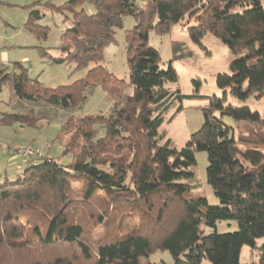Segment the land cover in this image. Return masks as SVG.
<instances>
[{"label": "trees", "instance_id": "16d2710c", "mask_svg": "<svg viewBox=\"0 0 264 264\" xmlns=\"http://www.w3.org/2000/svg\"><path fill=\"white\" fill-rule=\"evenodd\" d=\"M85 4H92L95 12L89 14ZM38 7L31 10L25 29L46 40L50 28L38 24L45 16ZM52 7L70 12L71 26L62 36L60 55L53 58L43 52L42 56L55 65L96 66L71 84L49 88L34 79L23 62L0 65V92L9 84L18 103L74 113L101 86L112 106L106 114H72L62 124L60 135L68 141L61 157H70L69 163L45 153L22 157L23 163L13 166L17 170L27 164L15 181L0 184V249L18 250L23 244L22 250L29 253L28 249L68 244L93 264H167L150 262L153 252L166 250L173 264H242V249L249 246L260 251L258 264H264V243H257L264 238V148L250 145L242 150L233 127L224 122V117H231L264 123L259 112L228 103L226 92L243 101L254 94L264 96V0H70ZM129 16L136 24L127 34L130 77L126 82L101 63ZM187 21L195 22L187 26L192 42L202 45L211 34L238 57L229 73L216 77L225 90L222 97L184 95L180 89L166 87L179 81L173 63L183 58L181 45H173L174 58L162 68L160 53L147 43L149 33L164 35ZM195 84L198 92L200 84ZM126 89H132V94L127 95ZM194 98L209 100L202 110L204 123L190 144L178 149L170 139L163 140L160 129L174 105L179 104V114L184 100ZM45 119L53 121L12 112L0 116V125L38 127ZM198 151L207 153V182L218 205H209L202 196L188 197L191 188L184 181L194 179ZM77 180L81 183L75 187ZM176 201L181 212L173 217ZM79 208L86 209L99 228H107L101 240L94 241V248L84 221L73 213ZM124 208L133 210L131 215L140 212L142 222L119 223L118 229L126 232L113 237L108 230L111 219ZM29 215L33 218H22ZM40 221L43 231L38 230ZM220 221L236 222L238 230L204 233ZM29 229H35L34 242L28 239ZM28 264L73 263L60 257L33 258Z\"/></svg>", "mask_w": 264, "mask_h": 264}, {"label": "rangeland", "instance_id": "374dc122", "mask_svg": "<svg viewBox=\"0 0 264 264\" xmlns=\"http://www.w3.org/2000/svg\"><path fill=\"white\" fill-rule=\"evenodd\" d=\"M0 4V46L4 42L9 47V58L12 64L22 63L30 71L31 76L46 87L57 88V86L71 84L83 78L88 70L94 68L95 64H91L87 68L77 69L75 63L56 64L47 56H42L43 52H47L49 56L55 58L60 55V47L62 45V36L64 32L71 26L72 15L70 12L60 13L53 10L52 6L62 7L70 0H1ZM39 2V3H38ZM44 14V18L38 23L41 26L50 28L49 36L46 40L39 39L35 34H31L25 29L31 10L34 6ZM84 8L89 14L95 12L92 4H85ZM195 22L184 23L183 25H175L173 29L164 35H158L154 31H150L148 45L154 47L161 55V67L167 68L171 60L174 58L173 45L180 44L179 55L183 58L175 61L174 68L177 71L179 81L177 84L167 85L172 90L180 89L184 95H201V96H219L225 94V90L219 88L216 77L220 73H229L230 65L233 60L238 57L233 55L228 46L218 38L211 34H207L202 45L192 42L188 27ZM136 22L132 17H126L124 27L117 31L116 43L109 46L104 51V61L101 65L105 66L109 72L113 73L120 79L129 82V66L127 60V34L133 30ZM24 58H27L26 60ZM199 82L198 92H196V84ZM132 89H126V94H132ZM227 102L235 106H248L251 111H257L264 119V96L257 94L251 95L247 100H239L230 94L227 90ZM11 87L5 84L0 92V115L19 112L30 114L33 117L53 118V121L42 120L38 127L21 128L16 126L0 125V140L5 143L18 142L21 144L34 145L41 148L45 153L57 156L63 164L71 161L70 157H61L64 145L68 141V137L60 135L62 124L73 115H97L109 112L112 103L106 96L101 86L95 89L84 105L74 113L58 110L51 107H34L25 103H18L11 96ZM179 104L174 105L171 110L165 114V123L160 129V134L164 137V141L170 139L172 144L178 149L186 147L191 142V136L197 132L204 123L203 109L208 108L209 100L206 98H194L184 100L182 103L183 110L177 114ZM226 125L233 127L235 139L242 150L246 147L262 145L264 148V123L252 124L247 122H238L231 117H224ZM23 127V126H22ZM58 136L59 141H58ZM61 138V140H60ZM14 145V144H12ZM6 151L0 150V184H4L6 180L15 181L18 174L13 166L22 164L19 160L22 157L17 156L12 150L11 156H6ZM196 165L193 169L194 179L185 180L184 182L191 188L188 197L198 198L205 197L209 205H218L219 199L215 196L213 189L207 182V153H196ZM12 157V158H11ZM17 159V161H16ZM7 175V176H6ZM81 180L73 182L75 187L79 186ZM171 215L179 216L181 206L176 201L172 204ZM76 217L84 221L89 238L92 239L90 246L94 248V241L103 237L106 227L99 228L95 221H90V213L86 209L79 208L73 210ZM133 210L124 208L115 211L111 219L108 230L114 235L123 234L126 231H120L118 225L121 222H128V225H138L142 222L141 213L131 215ZM22 218L32 219V216ZM33 227L35 223L32 222ZM130 223V224H129ZM129 226V228H131ZM45 225L43 221L38 224V230L43 231ZM220 234L232 233L238 230L236 222L220 221L216 228H206L205 234L213 231ZM35 229H29L28 239L34 242ZM32 232V233H31ZM36 242V241H35ZM258 246L264 243V238L257 241ZM37 244V243H36ZM23 244L15 248L0 249V264H28L30 259L54 260L60 257L72 260L73 264H93L83 258L80 250L74 245H57L50 249L29 250V253L22 250ZM260 251L252 250L251 247L245 246L242 249L240 262L242 264H258ZM165 261L167 264H173L174 259L169 251L156 250L150 256L151 263ZM204 261V264H207Z\"/></svg>", "mask_w": 264, "mask_h": 264}, {"label": "built area", "instance_id": "2783aa9c", "mask_svg": "<svg viewBox=\"0 0 264 264\" xmlns=\"http://www.w3.org/2000/svg\"><path fill=\"white\" fill-rule=\"evenodd\" d=\"M0 150L3 151H13L19 157H41L45 154L41 148H36L34 145H9L0 140Z\"/></svg>", "mask_w": 264, "mask_h": 264}, {"label": "crops", "instance_id": "0c3cea01", "mask_svg": "<svg viewBox=\"0 0 264 264\" xmlns=\"http://www.w3.org/2000/svg\"><path fill=\"white\" fill-rule=\"evenodd\" d=\"M5 43H7L6 41L4 42V44H2L3 46H0V65H11L12 64V62L10 61V58H9V47L8 46H6V44ZM25 60L27 59V58H24ZM1 116V115H0ZM16 126H18V127H20V125L19 124H16ZM9 145H12V144H14V145H17V144H19L18 142H9L8 143ZM9 150L8 151H6L5 152V154H6V156H9V154H12V152L10 151L9 153ZM17 160V159H16ZM19 166V165H18ZM17 166V170L18 171H22V169H24V167H26L27 166V164L26 165H22V166H20V167H18ZM15 168V167H14Z\"/></svg>", "mask_w": 264, "mask_h": 264}]
</instances>
